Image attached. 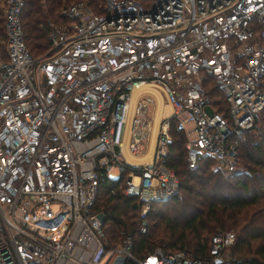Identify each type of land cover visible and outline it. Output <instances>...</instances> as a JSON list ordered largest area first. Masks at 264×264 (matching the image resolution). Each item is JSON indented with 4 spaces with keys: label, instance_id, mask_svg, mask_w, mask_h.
Segmentation results:
<instances>
[{
    "label": "built area",
    "instance_id": "1",
    "mask_svg": "<svg viewBox=\"0 0 264 264\" xmlns=\"http://www.w3.org/2000/svg\"><path fill=\"white\" fill-rule=\"evenodd\" d=\"M22 2L0 0V264H232L231 229L210 236L205 257L156 245L138 258L123 230L107 246L92 205L104 178H121L140 218L178 190L163 159L170 118L188 165L202 154L236 166V134L264 106V0H102L98 11L73 0L36 55ZM157 94L169 112L150 139Z\"/></svg>",
    "mask_w": 264,
    "mask_h": 264
},
{
    "label": "trees",
    "instance_id": "2",
    "mask_svg": "<svg viewBox=\"0 0 264 264\" xmlns=\"http://www.w3.org/2000/svg\"><path fill=\"white\" fill-rule=\"evenodd\" d=\"M70 1L73 0H23L19 19L23 40L31 54H39L48 46L47 17H52L50 20L53 21L64 20L63 9ZM85 1L93 10L101 9L102 0ZM25 26L26 32L23 31ZM2 38L4 28L0 5ZM205 84L221 109L219 103H224L222 96L210 84L209 77ZM260 111L259 117L255 114L251 127L236 134V165L240 163L241 167L235 166L231 170L208 168L206 160L212 158L202 154L193 165H188L184 137L170 118V141L163 159L176 174L177 192L167 199L149 202L144 215L147 223L143 224V230L146 226L147 230L143 232L139 229L138 216L131 218L138 209L135 197L123 194L118 187L120 177L118 180L104 178L97 186L92 207L103 212L101 227L106 245L114 243L112 241L120 235L117 228L123 226L131 236V252L136 257L147 255L153 240L162 243L160 245L167 251L182 247L196 256L205 257L209 240L200 239V233L210 234L216 229L235 227L229 260L233 264H264V106ZM253 129L254 132L251 131ZM198 196L202 198L197 200ZM171 202L177 205L173 215H169ZM152 227L158 228L159 232L153 235ZM187 241L193 245L187 246ZM125 264L133 262L125 260Z\"/></svg>",
    "mask_w": 264,
    "mask_h": 264
},
{
    "label": "rangeland",
    "instance_id": "3",
    "mask_svg": "<svg viewBox=\"0 0 264 264\" xmlns=\"http://www.w3.org/2000/svg\"><path fill=\"white\" fill-rule=\"evenodd\" d=\"M50 19H52V17H50V16H48L47 17V20H50ZM25 28H26V26L24 27V29H23V31L24 32H26V30H25ZM24 32H23V34H24ZM46 35V34H45ZM25 41H26V39H25ZM28 45V44H27ZM220 104V108L221 109H223L224 108V103H219ZM262 108H260L257 112H256V116L257 117H259L260 115H261V110ZM252 132H254L255 131V129H253V130H251ZM181 146V145H180ZM182 147V146H181ZM183 156H184V150L182 149V151H181V157L183 158ZM207 161V165H208V168L210 167V168H216L215 166H214V161L212 160V159H208V160H206ZM240 164V163H239ZM239 164H237L236 166H237V168H239V167H241ZM177 192V191H176ZM175 192V193H176ZM202 198V196H198L197 197V200H200ZM202 201V200H201ZM169 210L171 211L170 213H169V215H173V213L177 210V205H175L174 203H170V205H169ZM158 208H160V205L159 206H157V209ZM129 212L130 211H127V214H129ZM145 215V214H144ZM137 213H134L132 216H131V218H137ZM139 219V226L141 225V223L142 224H144V223H147V217H145L144 218V216L142 217V218H140V217H138ZM124 228L125 227H118L117 229L119 230V233H120V235L114 240V241H112V242H118V241H120L121 240V238L123 237V233L121 232V230H123L124 231ZM158 228H156V227H152L151 228V233L154 235V234H156V233H158L159 231L157 230ZM223 229H231L232 230V232L234 233V238H235V233H236V228L234 227H225V228H223ZM147 230V226H146V228H145V230H142L143 232H145ZM217 230V229H216ZM216 230H214V231H212V233H208V232H205V231H202L201 233H200V239H207L208 238V240H209V238H210V236L216 231ZM233 242H234V239H233V241L231 242V243H229L228 245H226L225 247H224V251H225V259H226V261H228V262H231L230 260H229V247H230V245H232L233 244ZM109 243V242H108ZM160 244H162V243H158V241H155V240H153L152 241V246H151V250H152V248L154 247V246H156V245H160ZM186 245L187 246H189V247H191L193 244L191 243V242H189V241H187L186 242ZM150 250V251H151ZM148 254V253H147ZM145 255V254H144ZM142 257H144L143 255H141V256H139L138 258H142ZM232 263V262H231ZM233 264V263H232Z\"/></svg>",
    "mask_w": 264,
    "mask_h": 264
},
{
    "label": "crops",
    "instance_id": "4",
    "mask_svg": "<svg viewBox=\"0 0 264 264\" xmlns=\"http://www.w3.org/2000/svg\"><path fill=\"white\" fill-rule=\"evenodd\" d=\"M167 110H169L168 105L165 104L164 103V100L160 96H158V94H157L156 95V98H155L154 112H153V115H152V118H153V122L152 123H154V120H155V117H154L155 116V113L157 114V117L156 118L158 119V117L162 113H167ZM150 139H151V137H150ZM149 148L151 149V144H148L146 146V150H147V154L146 155H148L149 152H150V149ZM132 159H134V158H132ZM134 160H136V158Z\"/></svg>",
    "mask_w": 264,
    "mask_h": 264
},
{
    "label": "water",
    "instance_id": "5",
    "mask_svg": "<svg viewBox=\"0 0 264 264\" xmlns=\"http://www.w3.org/2000/svg\"><path fill=\"white\" fill-rule=\"evenodd\" d=\"M97 215L100 220L103 218V214L101 212H99ZM109 264H125V258L124 256H115Z\"/></svg>",
    "mask_w": 264,
    "mask_h": 264
},
{
    "label": "bare ground",
    "instance_id": "6",
    "mask_svg": "<svg viewBox=\"0 0 264 264\" xmlns=\"http://www.w3.org/2000/svg\"><path fill=\"white\" fill-rule=\"evenodd\" d=\"M169 112V110H167V113ZM155 120H154V123H153V128H152V133H151V139L153 138V132H154V129H155V123H156V117H157V114L155 113ZM150 149V148H149Z\"/></svg>",
    "mask_w": 264,
    "mask_h": 264
}]
</instances>
